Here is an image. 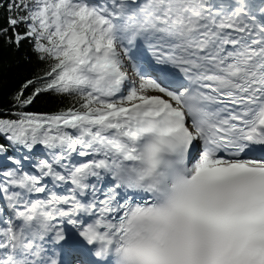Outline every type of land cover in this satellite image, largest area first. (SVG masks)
Here are the masks:
<instances>
[{
	"label": "snow or ice",
	"instance_id": "6c2138e0",
	"mask_svg": "<svg viewBox=\"0 0 264 264\" xmlns=\"http://www.w3.org/2000/svg\"><path fill=\"white\" fill-rule=\"evenodd\" d=\"M0 13L46 65L0 106V264H264V0Z\"/></svg>",
	"mask_w": 264,
	"mask_h": 264
},
{
	"label": "trees",
	"instance_id": "16d2710c",
	"mask_svg": "<svg viewBox=\"0 0 264 264\" xmlns=\"http://www.w3.org/2000/svg\"><path fill=\"white\" fill-rule=\"evenodd\" d=\"M22 55V53L18 55L13 50L0 44V106L4 108L11 107L8 102L26 79L40 75L46 67L45 64L35 59L31 63H27L22 59ZM73 105L74 102L71 97L61 98L46 95L28 110L53 113L72 107Z\"/></svg>",
	"mask_w": 264,
	"mask_h": 264
}]
</instances>
